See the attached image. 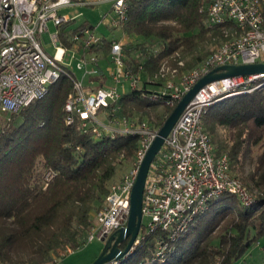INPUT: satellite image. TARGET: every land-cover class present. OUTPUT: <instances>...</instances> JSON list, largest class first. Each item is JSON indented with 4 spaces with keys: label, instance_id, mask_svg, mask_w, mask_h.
<instances>
[{
    "label": "trees",
    "instance_id": "16d2710c",
    "mask_svg": "<svg viewBox=\"0 0 264 264\" xmlns=\"http://www.w3.org/2000/svg\"><path fill=\"white\" fill-rule=\"evenodd\" d=\"M209 1L127 0L125 61L131 72L139 67L143 79L142 87L122 98L128 116L161 127L174 108L166 104L162 65L169 60L174 68L183 61L181 71L195 68L212 53L209 45L236 31L233 20L207 25ZM65 27L76 30L72 21ZM104 45L107 56L111 40L105 38ZM72 91V81L61 77L44 98L0 123V264H58L86 244L120 165L136 153V135L98 138L82 132L78 120L68 124L65 105ZM203 125L258 202L246 206L230 194L213 198L164 258L156 256L157 242L168 236L156 230L118 264H234L264 235V84L209 105Z\"/></svg>",
    "mask_w": 264,
    "mask_h": 264
},
{
    "label": "built area",
    "instance_id": "2783aa9c",
    "mask_svg": "<svg viewBox=\"0 0 264 264\" xmlns=\"http://www.w3.org/2000/svg\"><path fill=\"white\" fill-rule=\"evenodd\" d=\"M85 1L90 4L111 1V25L122 29L127 22V0H0V115L7 114L9 119L11 114L44 98L54 83L67 77L73 83V91L65 105L68 124L78 120L82 132L98 138L119 134L138 136V148L130 167L112 184L88 231V243L107 238L127 224L133 186L160 127L124 112L121 102L124 94L139 88L141 82L139 67L138 72L127 68L125 34L111 39L109 86L88 90L76 76L73 63L64 62L66 53L73 49L71 60L77 58L78 51L81 53L78 69L90 75L99 72L100 56L95 50L105 43V36L87 25L78 31L66 29L65 26L74 19L69 14L60 13L63 7ZM209 2L207 25L213 27L233 20L236 31L195 68L178 74L179 66L162 65L160 75L170 95L166 101L168 106L174 107L200 78L217 66L264 61V0ZM49 21L57 26L55 33L50 32ZM45 34L57 44L53 56L42 47L39 36L43 38ZM178 65L184 66L183 61H178ZM263 80L264 73H259L210 81L185 106L150 165L143 198V218L147 216L148 221L143 223L131 253L146 234L162 230L167 233L168 240H158L156 256L164 258L170 243L197 215L205 212L213 198L230 194L246 206L258 202L257 192H251L233 174L229 155L217 153L212 135L204 128L203 116L209 105L263 86ZM260 195L264 197L263 192Z\"/></svg>",
    "mask_w": 264,
    "mask_h": 264
},
{
    "label": "water",
    "instance_id": "95a60500",
    "mask_svg": "<svg viewBox=\"0 0 264 264\" xmlns=\"http://www.w3.org/2000/svg\"><path fill=\"white\" fill-rule=\"evenodd\" d=\"M259 73H264V61L251 63L249 65L226 64L223 66H217L208 74L200 78L199 81H197V83H195L194 86L184 94L159 128L158 135L154 139L141 163L131 193V210L127 224L115 230L107 238L102 239L105 241V245L100 254L90 264H109L112 261H119L130 254L131 250L136 245V241L143 225V198L150 165L163 146L165 138L169 135L174 124L185 109V106H187V104L193 99L198 90L207 83H210V81L212 82L217 79ZM124 242L127 244L125 248H122L120 245Z\"/></svg>",
    "mask_w": 264,
    "mask_h": 264
},
{
    "label": "rangeland",
    "instance_id": "374dc122",
    "mask_svg": "<svg viewBox=\"0 0 264 264\" xmlns=\"http://www.w3.org/2000/svg\"><path fill=\"white\" fill-rule=\"evenodd\" d=\"M61 14H69L72 20V27H74L78 31L80 30L84 25L92 26L96 29L97 33L101 36L106 35L108 38L111 37H121L122 35V29L118 27H113L111 25V20L113 17L112 12V2L111 1H102L98 3L90 4L87 1H85L83 4H76L68 7H63L60 9ZM49 30L51 33H55L57 30V26L54 24L53 21H49ZM72 31V30H70ZM42 47L44 50L51 56H53L57 49V44L53 43L49 40V37L47 36V40L40 37ZM129 36L127 35L125 41L128 42ZM133 42H139V38H133ZM59 45V44H58ZM220 44H211L209 45V49L211 52L218 48ZM74 52L73 49H71L69 52L66 53L64 62L68 63L71 61L73 63L76 73L79 75L82 72L78 70L77 62L78 58L81 56L80 52H77V58H73L71 60V55ZM167 64V67L171 68V64L169 60H166L165 62ZM180 66V65H177ZM182 71L180 68H178V74H180ZM143 85V79L141 78V82L139 84V87H142ZM233 96V95H232ZM176 106V105H175ZM174 106V107H175ZM163 107H159L157 112H162ZM140 115V114H139ZM1 120L4 118L7 119V114H1ZM145 120H148L145 118ZM152 120V119H150ZM220 137H225V131L224 129H221L218 131ZM212 140L215 143L214 145L216 148H219L218 145V138L213 137L212 134ZM258 145L255 147V153L258 152ZM256 155V154H255ZM130 167L129 162H125L120 165L117 174L113 180L112 183L117 182L122 174ZM148 221V217L143 218V223H146ZM253 235H255V231L252 232ZM105 245V241L101 239H95L91 242H88L84 244L79 249H76L75 251L68 253L66 256L61 258L58 262V264H90L102 251L103 247ZM234 264H264V235L261 236L256 244H254L250 249L246 252V254L237 260Z\"/></svg>",
    "mask_w": 264,
    "mask_h": 264
},
{
    "label": "crops",
    "instance_id": "0c3cea01",
    "mask_svg": "<svg viewBox=\"0 0 264 264\" xmlns=\"http://www.w3.org/2000/svg\"><path fill=\"white\" fill-rule=\"evenodd\" d=\"M123 34L124 33L122 32L121 35H123ZM104 36H105V38L110 39V40L112 38H114V37L108 38L106 35H104ZM43 38L47 40V35L45 34L43 36ZM104 46L105 45L103 44L102 46L98 47L95 50L96 53L99 54V56H100V68H99V72L97 74H92V75L85 74V72L83 70L78 69L76 67L78 70H80L82 72L81 74L78 75L75 71L76 76L83 81V83L85 84V86L88 90H92V89L94 90L98 87L109 86L111 84V78H110L109 71H108V68L110 66V59H109V54L107 56L103 55ZM78 52H80V51H78ZM74 70H75V67H74ZM98 78L103 79V83Z\"/></svg>",
    "mask_w": 264,
    "mask_h": 264
},
{
    "label": "flooded vegetation",
    "instance_id": "af4514ba",
    "mask_svg": "<svg viewBox=\"0 0 264 264\" xmlns=\"http://www.w3.org/2000/svg\"><path fill=\"white\" fill-rule=\"evenodd\" d=\"M126 242H127V241H126ZM126 242H124V243H126ZM124 243H123V244H124Z\"/></svg>",
    "mask_w": 264,
    "mask_h": 264
}]
</instances>
